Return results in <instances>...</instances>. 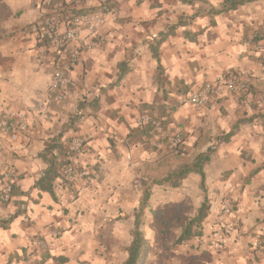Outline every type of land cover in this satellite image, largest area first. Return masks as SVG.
I'll list each match as a JSON object with an SVG mask.
<instances>
[{"label": "crops", "instance_id": "0c3cea01", "mask_svg": "<svg viewBox=\"0 0 264 264\" xmlns=\"http://www.w3.org/2000/svg\"><path fill=\"white\" fill-rule=\"evenodd\" d=\"M222 1L113 0L117 14L94 47L84 46L56 102L49 86L58 53L28 31L47 8L0 0V113L29 123L16 140L0 131V188L6 166L19 175L11 199H0V264H122L144 184L208 150L212 205L201 236L177 242L204 200L200 175L190 172L175 188L155 184L142 226L151 245L143 264H264L257 248L264 234V120L257 117L264 113V57L256 49L264 43V0L211 15ZM59 5L91 11L111 4L52 0ZM165 34L160 74L150 41ZM85 35L77 43L86 44ZM232 73L247 80L246 91L223 89L207 107L183 102L185 93ZM140 116L183 132V143L174 147L151 125L137 126ZM241 118L250 120L226 137ZM58 133L67 148L85 140L74 161L91 174L74 182L62 176L51 193L34 185L48 166L41 154ZM225 199L234 203L229 215Z\"/></svg>", "mask_w": 264, "mask_h": 264}, {"label": "built area", "instance_id": "2783aa9c", "mask_svg": "<svg viewBox=\"0 0 264 264\" xmlns=\"http://www.w3.org/2000/svg\"><path fill=\"white\" fill-rule=\"evenodd\" d=\"M38 1L47 10L40 18L30 23L28 31L35 37L48 40L58 53V62L52 73L49 93L53 101L60 102L67 94L71 82V72L80 62L84 53V46H95L94 39L98 36L108 17L117 14V7L111 4L91 11H78L67 5L52 7V0ZM82 31L86 32L84 37L87 42L84 45L77 43ZM257 51L264 54V43L258 44ZM247 88L248 82L242 75L235 73L221 75L214 80L207 81L202 87L185 93L182 100L198 107H207L215 102V97L223 89L244 92ZM48 107V101L43 100L39 103L38 110L44 112ZM136 123L137 126L151 125L152 130L160 139H167L174 147L183 143V132L172 133L166 130L158 120L148 116H140ZM28 126L29 123L22 116L18 120H14L12 113L7 111L0 113V131L9 135L12 140H16L19 133L27 130ZM84 147L85 140L80 137L73 139L69 145L68 149L73 154L69 156L70 163L62 171L63 178L68 182H74L81 177L90 180L89 168L74 161L76 156L81 155ZM1 174L0 199L6 202L12 197L19 175L11 166H6ZM233 208V201L225 199L223 202L224 213L229 215ZM257 248L260 252L264 251V234L261 241L257 242Z\"/></svg>", "mask_w": 264, "mask_h": 264}, {"label": "trees", "instance_id": "16d2710c", "mask_svg": "<svg viewBox=\"0 0 264 264\" xmlns=\"http://www.w3.org/2000/svg\"><path fill=\"white\" fill-rule=\"evenodd\" d=\"M256 0H224L220 3L218 7H210L209 13L211 15H217L223 12L231 11L238 8L239 5L253 2ZM113 0H107L108 4H112ZM165 35H161L159 38H151L150 47L153 57L157 60L160 74L163 72L162 65L160 64V44L164 41ZM126 68L123 64L120 65V70L118 77L121 79L125 73ZM260 119L264 120V113H259L257 115ZM248 118H241L235 125L233 129L227 133L225 136L230 137L238 127L247 122ZM62 133L53 135L48 140V145L42 152V156L47 162L48 166L43 171L42 176L35 182V187L40 190H46L53 193L55 182L58 178L62 177L63 169L70 163L69 156L73 154L69 149L63 144ZM63 152L61 156L59 152ZM211 158V151L201 152L196 155L192 161L182 163L171 169L166 173V175L161 179H154L150 183H145L143 187V192L139 200L138 206L134 212V226L131 231L132 241L128 247V258L122 264H143L148 251L151 247L149 240L145 237L142 230L144 223V217L147 208L150 205V198L152 194L153 185L155 184H167L169 187L175 188L179 187L185 176L190 172H197L200 175V188L204 193V200L197 212L187 220L183 227V230L177 239L178 243L187 241L195 236H201L202 234V223L205 218L209 215L211 210V198L208 194V186L206 183L205 166L209 163ZM258 171L254 170L250 178Z\"/></svg>", "mask_w": 264, "mask_h": 264}, {"label": "rangeland", "instance_id": "374dc122", "mask_svg": "<svg viewBox=\"0 0 264 264\" xmlns=\"http://www.w3.org/2000/svg\"><path fill=\"white\" fill-rule=\"evenodd\" d=\"M254 39V38H253ZM256 49H258V43L256 44ZM260 56L261 57H264V54H262V53H260ZM163 140H166V141H168L167 139H163ZM169 142V141H168ZM169 144H171L170 142H169ZM177 147V146H176Z\"/></svg>", "mask_w": 264, "mask_h": 264}]
</instances>
